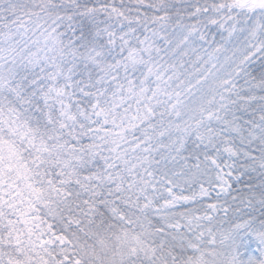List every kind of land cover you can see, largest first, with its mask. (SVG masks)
<instances>
[{"label":"snow or ice","instance_id":"6c2138e0","mask_svg":"<svg viewBox=\"0 0 264 264\" xmlns=\"http://www.w3.org/2000/svg\"><path fill=\"white\" fill-rule=\"evenodd\" d=\"M0 264H264V0H0Z\"/></svg>","mask_w":264,"mask_h":264}]
</instances>
